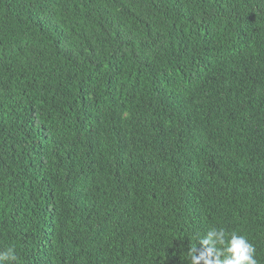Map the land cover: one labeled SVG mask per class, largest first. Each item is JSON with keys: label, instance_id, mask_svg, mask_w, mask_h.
I'll use <instances>...</instances> for the list:
<instances>
[{"label": "trees", "instance_id": "16d2710c", "mask_svg": "<svg viewBox=\"0 0 264 264\" xmlns=\"http://www.w3.org/2000/svg\"><path fill=\"white\" fill-rule=\"evenodd\" d=\"M213 227L264 264V0H0V250L191 264Z\"/></svg>", "mask_w": 264, "mask_h": 264}, {"label": "clouds", "instance_id": "9594fccd", "mask_svg": "<svg viewBox=\"0 0 264 264\" xmlns=\"http://www.w3.org/2000/svg\"><path fill=\"white\" fill-rule=\"evenodd\" d=\"M197 241L199 249L193 246L190 250L191 264H259L255 246L243 234L213 227ZM18 260L14 247L0 250V264H18Z\"/></svg>", "mask_w": 264, "mask_h": 264}]
</instances>
